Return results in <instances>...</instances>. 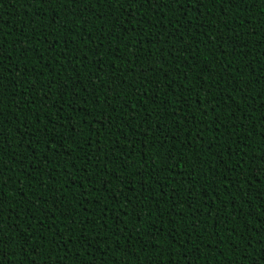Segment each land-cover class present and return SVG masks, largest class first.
Listing matches in <instances>:
<instances>
[{"label": "trees", "instance_id": "trees-1", "mask_svg": "<svg viewBox=\"0 0 264 264\" xmlns=\"http://www.w3.org/2000/svg\"><path fill=\"white\" fill-rule=\"evenodd\" d=\"M264 0H0V264H258Z\"/></svg>", "mask_w": 264, "mask_h": 264}, {"label": "snow or ice", "instance_id": "snow-or-ice-1", "mask_svg": "<svg viewBox=\"0 0 264 264\" xmlns=\"http://www.w3.org/2000/svg\"><path fill=\"white\" fill-rule=\"evenodd\" d=\"M258 264H264V258H258Z\"/></svg>", "mask_w": 264, "mask_h": 264}]
</instances>
